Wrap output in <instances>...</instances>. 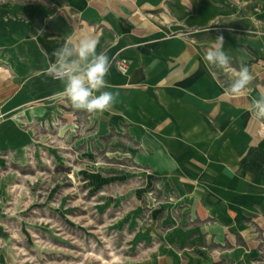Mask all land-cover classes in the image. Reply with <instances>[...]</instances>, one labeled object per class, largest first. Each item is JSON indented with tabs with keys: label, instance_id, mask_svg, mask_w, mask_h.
Listing matches in <instances>:
<instances>
[{
	"label": "rangeland",
	"instance_id": "1",
	"mask_svg": "<svg viewBox=\"0 0 264 264\" xmlns=\"http://www.w3.org/2000/svg\"><path fill=\"white\" fill-rule=\"evenodd\" d=\"M240 1L226 5L250 8L253 29L224 50L232 67L249 68L254 94L264 86V0ZM205 32L240 42L217 27ZM182 37L198 44L196 34ZM209 70L230 85V74ZM4 88L0 264H264V178L251 180L246 200L236 174H205L191 158L180 166L166 153L170 131L58 97L21 104L15 84ZM251 118L263 139L264 121Z\"/></svg>",
	"mask_w": 264,
	"mask_h": 264
},
{
	"label": "crops",
	"instance_id": "2",
	"mask_svg": "<svg viewBox=\"0 0 264 264\" xmlns=\"http://www.w3.org/2000/svg\"><path fill=\"white\" fill-rule=\"evenodd\" d=\"M240 2L0 0V89L15 84L21 104L56 98L63 84L46 74L52 53L69 36L91 30L97 52L110 61L106 80L112 87L104 90L119 93L111 110L132 124L172 132L166 153L180 166L191 158L205 174H236L237 194L251 199V180L264 178V138L256 135L259 125L248 109L264 86L254 94L227 95L200 57L217 38L206 34L208 28L237 36L240 42L224 43V49L249 37L254 13H232L226 5ZM185 34H196L198 44ZM117 54L130 61L126 76L113 64Z\"/></svg>",
	"mask_w": 264,
	"mask_h": 264
},
{
	"label": "clouds",
	"instance_id": "3",
	"mask_svg": "<svg viewBox=\"0 0 264 264\" xmlns=\"http://www.w3.org/2000/svg\"><path fill=\"white\" fill-rule=\"evenodd\" d=\"M98 43L91 30L82 29L69 36L52 53L55 59L49 63L46 74L63 84L62 90L56 94L59 99L67 100L74 109L102 115L112 109L119 93L104 90L112 87L106 80L110 61L103 52H97ZM203 60L210 69L230 74L231 83L225 89L227 95H243L254 80L247 66L232 67L222 35L206 50ZM248 111L256 120L264 121V91L251 99Z\"/></svg>",
	"mask_w": 264,
	"mask_h": 264
},
{
	"label": "built area",
	"instance_id": "4",
	"mask_svg": "<svg viewBox=\"0 0 264 264\" xmlns=\"http://www.w3.org/2000/svg\"><path fill=\"white\" fill-rule=\"evenodd\" d=\"M113 64L116 68V70L123 76H126L129 74L130 70V61L126 58L121 57L119 54H117L114 58ZM264 131V126L262 128Z\"/></svg>",
	"mask_w": 264,
	"mask_h": 264
}]
</instances>
